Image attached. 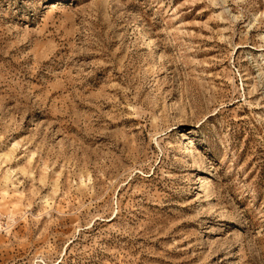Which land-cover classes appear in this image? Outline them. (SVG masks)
Returning a JSON list of instances; mask_svg holds the SVG:
<instances>
[{"label":"rangeland","instance_id":"1","mask_svg":"<svg viewBox=\"0 0 264 264\" xmlns=\"http://www.w3.org/2000/svg\"><path fill=\"white\" fill-rule=\"evenodd\" d=\"M0 264H264V0H0Z\"/></svg>","mask_w":264,"mask_h":264}]
</instances>
